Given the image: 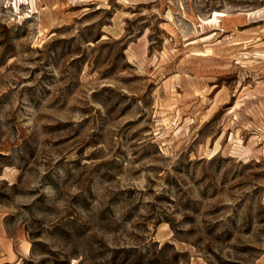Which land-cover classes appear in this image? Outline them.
<instances>
[{"label": "rangeland", "instance_id": "obj_1", "mask_svg": "<svg viewBox=\"0 0 264 264\" xmlns=\"http://www.w3.org/2000/svg\"><path fill=\"white\" fill-rule=\"evenodd\" d=\"M0 264H264V0H0Z\"/></svg>", "mask_w": 264, "mask_h": 264}, {"label": "crops", "instance_id": "obj_2", "mask_svg": "<svg viewBox=\"0 0 264 264\" xmlns=\"http://www.w3.org/2000/svg\"><path fill=\"white\" fill-rule=\"evenodd\" d=\"M6 251V250H5ZM10 252L11 253H13V255L12 256H15V257H17V254L19 255V254H21L19 251H17V249H15V250H13L12 248L10 249V251L9 250H7V253L6 252H4V256H6V255H8V254H10ZM9 256H11V255H9Z\"/></svg>", "mask_w": 264, "mask_h": 264}]
</instances>
